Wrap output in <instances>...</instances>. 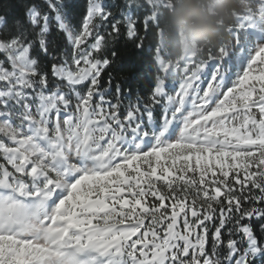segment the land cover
<instances>
[{"label":"snow or ice","instance_id":"6c2138e0","mask_svg":"<svg viewBox=\"0 0 264 264\" xmlns=\"http://www.w3.org/2000/svg\"><path fill=\"white\" fill-rule=\"evenodd\" d=\"M167 6L0 15V264H264V0L189 59L163 43ZM138 23L152 88L125 105L101 77L122 27L144 49ZM54 29L70 53L50 51Z\"/></svg>","mask_w":264,"mask_h":264},{"label":"clouds","instance_id":"9594fccd","mask_svg":"<svg viewBox=\"0 0 264 264\" xmlns=\"http://www.w3.org/2000/svg\"><path fill=\"white\" fill-rule=\"evenodd\" d=\"M245 0H166L160 17L161 38L173 58L205 55L227 38Z\"/></svg>","mask_w":264,"mask_h":264},{"label":"trees","instance_id":"16d2710c","mask_svg":"<svg viewBox=\"0 0 264 264\" xmlns=\"http://www.w3.org/2000/svg\"><path fill=\"white\" fill-rule=\"evenodd\" d=\"M110 6L122 5L125 0H105ZM32 2V0H0V15L5 16L9 21L20 19L26 23L25 9L26 6ZM37 3L43 5V0H36ZM77 4V22H79L81 15L84 11L86 0H71ZM115 10V7H114ZM143 13H141V16ZM137 29L140 33V38L143 39L144 49H138L137 41L129 40L125 34V29L121 28L119 38L116 40L114 48H110L107 51V55L111 56V51L115 50L118 53L117 58L113 64L102 74V83L106 86L109 74L113 79V85L119 83L123 90L124 104L128 103L129 93L128 89H132L131 99H135L137 92L144 99H147L150 95L152 88V75L148 68L151 63V57L148 55V49L154 42L153 30H149L147 33L144 31L142 23L137 24ZM56 41V48L50 49L59 53L62 49L67 48L69 53L71 48L67 43L66 38L62 33L57 32L55 29L52 32V37ZM0 58H3L0 56ZM44 63L49 67L53 62L50 58L41 56ZM114 91V88H113ZM156 115H160V110L157 108Z\"/></svg>","mask_w":264,"mask_h":264},{"label":"rangeland","instance_id":"374dc122","mask_svg":"<svg viewBox=\"0 0 264 264\" xmlns=\"http://www.w3.org/2000/svg\"><path fill=\"white\" fill-rule=\"evenodd\" d=\"M105 3H106V1H105ZM91 42V41H90Z\"/></svg>","mask_w":264,"mask_h":264}]
</instances>
